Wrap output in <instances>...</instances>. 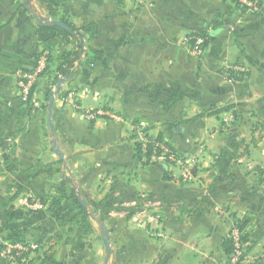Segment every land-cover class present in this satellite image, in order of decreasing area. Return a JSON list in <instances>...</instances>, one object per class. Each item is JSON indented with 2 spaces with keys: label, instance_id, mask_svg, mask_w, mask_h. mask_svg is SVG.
Returning <instances> with one entry per match:
<instances>
[{
  "label": "crops",
  "instance_id": "1",
  "mask_svg": "<svg viewBox=\"0 0 264 264\" xmlns=\"http://www.w3.org/2000/svg\"><path fill=\"white\" fill-rule=\"evenodd\" d=\"M236 3L63 0L85 47L48 120L73 45L39 30L51 21L39 0H0V243L42 241L33 264H227L222 242L241 223L239 264H264V0L255 12ZM212 21L224 30L196 57L182 39ZM43 52L47 71L22 103L18 74ZM229 67L244 80H227ZM145 135H161L190 178L156 157L138 161Z\"/></svg>",
  "mask_w": 264,
  "mask_h": 264
},
{
  "label": "built area",
  "instance_id": "2",
  "mask_svg": "<svg viewBox=\"0 0 264 264\" xmlns=\"http://www.w3.org/2000/svg\"><path fill=\"white\" fill-rule=\"evenodd\" d=\"M135 3H139L140 0H131ZM239 5L244 7L246 11L255 12L260 6V0H234ZM192 42V45H190ZM203 42L200 37L186 36L182 39V45L187 46V49L196 57H200L203 54ZM49 53L43 52L36 60L35 67L30 72H23L18 74L16 86L19 91L20 101L22 103H28L32 94L37 79L46 72L47 60ZM243 70L240 68L229 67L225 71V77L229 81H233L230 77V72L241 73ZM83 117L86 119L93 118L91 113H84ZM155 147L159 148V152L156 155L153 154V158H159L168 164L176 166L180 170V175L184 180L190 178L188 169L186 168L184 161L176 153L164 146L162 143H155ZM26 205L31 208H42L43 206L37 201V199L30 198ZM229 238L233 244V251L229 256L227 264H237L243 257L244 244L241 241V232L233 226L229 233ZM42 250V244L38 241L34 242H11L3 241L0 243V258L11 264H33L36 254Z\"/></svg>",
  "mask_w": 264,
  "mask_h": 264
},
{
  "label": "trees",
  "instance_id": "3",
  "mask_svg": "<svg viewBox=\"0 0 264 264\" xmlns=\"http://www.w3.org/2000/svg\"><path fill=\"white\" fill-rule=\"evenodd\" d=\"M39 2L45 8L48 14V17L50 18L51 21H59L65 26H67L69 29V31H65L59 27L52 25L50 22L43 24L39 28V30L45 33L48 37L60 36L64 38L65 40H67L68 44L73 45L70 50L63 52L61 56L62 62L58 66V73L60 77L71 79L80 74L79 70L71 71V69H73L75 62H78L79 65H81L80 64L81 54L84 52V47H85L84 46L85 43H83L82 41L84 34L80 33L79 30L72 25V23L69 20L68 15L60 13L59 6L60 4L63 3V0H54V2H52V0H39ZM236 4L239 6L238 8L246 11L244 7H242L238 3ZM223 30H224V24L221 21H212V22L206 23L202 31L198 33L189 34L187 36L202 38L204 40L203 42V48H204L211 41L212 37L222 32ZM190 45H192V42H190ZM236 46L239 47L240 45L237 43ZM240 52L246 62L252 63V60L249 57H247L241 49H240ZM84 57H85V62L93 59V56L90 52H87ZM48 64H49V56L47 60V68H48ZM47 68H46V71H47ZM243 75L244 74L240 72L239 73L230 72V77L231 79H233V81H243L244 80L242 78ZM58 79L59 78H56V81ZM50 95H51V92L47 94V100L49 99ZM45 108L46 107L44 106L43 109ZM147 131H148L147 129H144L142 132L143 134H146ZM145 139L147 142L145 143L143 147H142V144L139 142H137L134 147L135 158L138 161L142 162L143 164H147L151 156H153L154 153L156 155L158 154L159 148L155 147L154 144L155 143L159 144L161 142V135H158L157 138H155L154 140H152L151 138L147 137V135H145ZM38 168H40V166L36 164L30 168V172L31 171L34 172ZM63 184L69 185L70 181L65 179L63 181ZM70 198L73 200V202L77 201L74 191L73 193H71ZM36 199L42 206L45 204V202L42 199L40 198H36ZM53 205L56 206L57 202L56 203L53 202ZM86 217H87L86 213L82 211V223L87 228L88 226L85 222ZM234 226L241 232V241L244 244L245 236L243 235V229H244L243 224L236 223ZM5 241H11V240H5ZM11 242H14V241H11ZM38 242L42 243V241H38ZM222 248H223L224 253L229 257L233 251V244L229 236L222 242ZM243 258H244V252H243V257L240 261H242ZM240 261L237 264H239Z\"/></svg>",
  "mask_w": 264,
  "mask_h": 264
},
{
  "label": "water",
  "instance_id": "4",
  "mask_svg": "<svg viewBox=\"0 0 264 264\" xmlns=\"http://www.w3.org/2000/svg\"><path fill=\"white\" fill-rule=\"evenodd\" d=\"M50 23L56 27H59V28L65 30V31H69L68 27L59 21H50ZM38 25L42 26L43 23H38ZM63 82H64V79H62V78H59L57 80L56 85L54 87V90L51 92V95L48 99V105H47L48 120L50 119L51 107L53 104L54 96L59 92L60 86L62 85ZM51 148L55 152V154L58 156L59 159H63L62 154L59 152V150L57 149L56 144L54 142L52 143ZM102 231L104 234L103 244H104V248H105V252H106L105 262H108V260L110 258V247H109V242H108V234H107L105 227H102Z\"/></svg>",
  "mask_w": 264,
  "mask_h": 264
},
{
  "label": "rangeland",
  "instance_id": "5",
  "mask_svg": "<svg viewBox=\"0 0 264 264\" xmlns=\"http://www.w3.org/2000/svg\"><path fill=\"white\" fill-rule=\"evenodd\" d=\"M46 247L44 244H42V248ZM45 256V254L43 255V257Z\"/></svg>",
  "mask_w": 264,
  "mask_h": 264
}]
</instances>
